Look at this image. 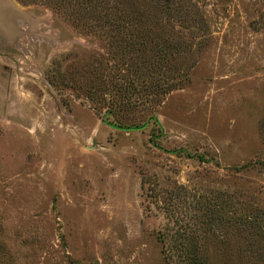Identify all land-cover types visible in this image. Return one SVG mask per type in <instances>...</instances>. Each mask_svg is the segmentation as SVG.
I'll return each instance as SVG.
<instances>
[{
  "label": "rangeland",
  "instance_id": "obj_1",
  "mask_svg": "<svg viewBox=\"0 0 264 264\" xmlns=\"http://www.w3.org/2000/svg\"><path fill=\"white\" fill-rule=\"evenodd\" d=\"M63 2H2L0 264H264V0H110L144 83Z\"/></svg>",
  "mask_w": 264,
  "mask_h": 264
},
{
  "label": "trees",
  "instance_id": "obj_2",
  "mask_svg": "<svg viewBox=\"0 0 264 264\" xmlns=\"http://www.w3.org/2000/svg\"><path fill=\"white\" fill-rule=\"evenodd\" d=\"M73 1L80 7L84 6L85 12L80 10L82 14H78L80 17H83V19H85L86 17H88L89 19V16L91 15H99L101 16L99 18L100 20H103L104 22L108 21L109 26L114 25V46L116 48H119L121 54H130V56L135 59L132 65H135V71L140 73L139 78L143 83L145 82L144 77H149L151 72L157 67L161 60H163L162 58L163 56L165 57L166 51L170 52L169 46L162 44L161 41L157 46L149 50V47H147L149 46L147 45V41L141 38V30L135 29L136 27H138L137 23H139L141 19H136L132 14H130L129 16H124L125 12L127 13V11H129L126 6H124V8L120 7L119 9L114 4H112L110 0ZM46 3H48V5H54L55 7H61L62 5H64V2L62 3V0H46ZM148 35L149 37H151V35L149 34V30ZM149 52L154 53L156 59L152 60L149 56ZM133 55H137V58H135ZM159 65L157 67V72L160 67ZM52 81L53 80H50V83H52ZM155 81H158L157 78L155 79ZM123 87L125 96V91L131 90L136 92L137 90V88L134 87L131 81L125 82L123 84ZM163 89L159 87L156 91L162 94L164 93L166 88ZM124 127H130V125ZM179 255L187 264H201L200 259L193 255L192 249H189L188 251L183 250L181 253H179Z\"/></svg>",
  "mask_w": 264,
  "mask_h": 264
},
{
  "label": "crops",
  "instance_id": "obj_3",
  "mask_svg": "<svg viewBox=\"0 0 264 264\" xmlns=\"http://www.w3.org/2000/svg\"><path fill=\"white\" fill-rule=\"evenodd\" d=\"M2 2L3 0H0V25H1V21H2Z\"/></svg>",
  "mask_w": 264,
  "mask_h": 264
}]
</instances>
